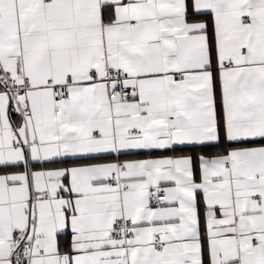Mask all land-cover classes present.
<instances>
[{
  "label": "snow or ice",
  "instance_id": "snow-or-ice-1",
  "mask_svg": "<svg viewBox=\"0 0 264 264\" xmlns=\"http://www.w3.org/2000/svg\"><path fill=\"white\" fill-rule=\"evenodd\" d=\"M0 264H264V0H0Z\"/></svg>",
  "mask_w": 264,
  "mask_h": 264
}]
</instances>
